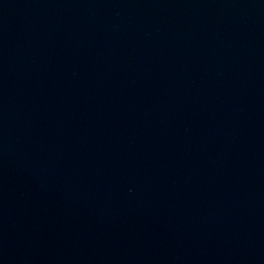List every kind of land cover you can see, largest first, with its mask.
I'll use <instances>...</instances> for the list:
<instances>
[{"label":"water","instance_id":"95a60500","mask_svg":"<svg viewBox=\"0 0 264 264\" xmlns=\"http://www.w3.org/2000/svg\"><path fill=\"white\" fill-rule=\"evenodd\" d=\"M0 264H264V0H0Z\"/></svg>","mask_w":264,"mask_h":264}]
</instances>
